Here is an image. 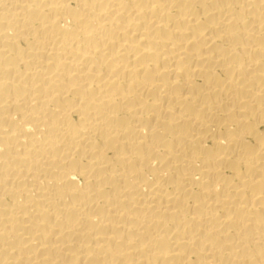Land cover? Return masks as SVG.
Masks as SVG:
<instances>
[{
    "label": "bare ground",
    "instance_id": "bare-ground-1",
    "mask_svg": "<svg viewBox=\"0 0 264 264\" xmlns=\"http://www.w3.org/2000/svg\"><path fill=\"white\" fill-rule=\"evenodd\" d=\"M0 264H264V0H0Z\"/></svg>",
    "mask_w": 264,
    "mask_h": 264
}]
</instances>
